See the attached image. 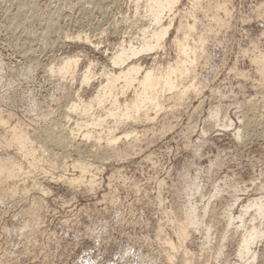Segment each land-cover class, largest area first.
I'll return each instance as SVG.
<instances>
[{"label":"rangeland","instance_id":"obj_1","mask_svg":"<svg viewBox=\"0 0 264 264\" xmlns=\"http://www.w3.org/2000/svg\"><path fill=\"white\" fill-rule=\"evenodd\" d=\"M148 1L0 0V84L9 83L8 89L0 86V115L7 119L0 138L11 124L20 125L38 147L51 118L62 126L84 123L79 110L66 121L71 94L77 89L81 99L94 96L115 49L127 39L139 42L143 27L152 26ZM194 3L178 0L164 15L171 25L162 44L138 58L151 65L173 57L176 27L194 12L191 35L205 39L206 52L196 54L193 71L181 80L193 79L197 87L183 100L165 102L157 117L149 111L153 119L127 122L139 135L133 149L95 156L93 139L76 134L69 143L46 144L65 155L57 154L50 166L28 164L15 148L0 146V156L14 153L23 165L0 183V264L264 263V211L250 209L242 225H226L242 202L264 201V79L255 61L264 51V0ZM73 56L77 64L65 71ZM89 63L94 73L80 87ZM211 107L218 108L216 117L209 115ZM243 115L252 121L248 132ZM96 143L105 144V137ZM75 159L96 166L93 184L88 175L68 184L66 176L79 173ZM190 204L197 221L179 232ZM251 223L258 235L241 250L237 240ZM165 236L179 245L168 248Z\"/></svg>","mask_w":264,"mask_h":264},{"label":"bare ground","instance_id":"obj_2","mask_svg":"<svg viewBox=\"0 0 264 264\" xmlns=\"http://www.w3.org/2000/svg\"><path fill=\"white\" fill-rule=\"evenodd\" d=\"M177 1L178 0H149L148 10L150 11L152 26L149 27L146 25L143 27L142 36L139 38V42L135 44L131 38L127 39L124 43H120L119 47L115 49L114 54L111 56V66L105 72L107 74L105 77L106 80L103 83H101L100 80V82L98 81L100 87L96 90L94 96H91L88 100L81 99V93L80 91H77V89L71 94L70 101L67 105V113H64L66 121L71 120L72 122V113L79 110L81 114L85 116L84 123L74 121V124L62 126L60 124L61 120L51 118L48 123L49 128L47 131V137L44 138L43 143L38 147L34 142L35 137L30 135L23 126L11 124V126L6 128L7 130L5 131V134L1 136L0 146L15 148L17 150L15 154L18 153L22 155L28 164L35 165L39 160H42L50 166H53V162H57L56 158L58 153L55 151L53 152V149L51 150L47 148L46 144L53 143L60 145L64 141L69 143L76 134H80L83 140L93 139L91 143V152L94 153L95 156H117L120 152H126L133 149L139 135H137L138 133L136 130L127 127V122L130 123L132 120L141 117L153 119L157 112L162 108L164 109L165 102L172 101V103H174L183 100L189 90L197 87V84L193 79L190 80V82L188 80L187 83H185L184 80H181L184 75L193 71V66L197 60L196 54H205L206 52L205 39L200 36L197 40L191 35V30L195 28L196 23V15L194 12H190L191 19L185 21L181 20L176 27V33L171 39L175 50V55H173V57L166 58L165 56L162 59L156 60L151 65L143 64L142 60L138 58L142 55L138 53L157 48L162 44L163 37L169 32L171 25V19L168 21L163 20L164 15L166 12L171 11L174 8ZM194 2L195 0H191L192 4ZM213 19L217 24H220L218 17L213 15ZM259 54L262 55L256 56L255 61L257 62V70L261 73L262 78L264 79V51ZM77 61L78 57H70L65 60L62 68L67 71L71 65L77 64ZM93 73L94 69L92 64L89 63L78 79V83L81 85L80 87L91 79ZM1 85L6 89L9 87L8 82L7 84H0V86ZM63 86L66 87L67 84L64 83ZM74 94L76 98L72 97ZM105 102H107V105ZM169 106L172 105L169 104ZM100 107L106 108L103 114H99L97 111V108ZM149 111H153L155 116H152L153 114L150 115ZM217 114V107H211L209 109V115L211 117H216ZM43 118L46 120L45 117ZM107 118H112V120L107 124H103V121ZM6 120L0 115V124H5L4 122H6ZM243 120L245 122L241 124V127L246 128V131L248 132L252 121L247 115H243ZM163 124L164 123L162 122L161 125L163 126ZM89 125H93L94 128L98 127V129L95 130L94 128H89ZM119 126H124L120 134L114 131L115 128ZM104 127L106 129H103ZM234 133L239 135L240 132L236 130ZM104 137L106 139L105 144L96 143V141L98 142L99 139ZM118 140H121V143L118 145L121 147L118 149H110V145ZM61 153L63 154L65 152L61 151ZM13 154L0 156V183H4L8 178L18 175L23 171L21 161L12 158L14 156ZM60 156L64 157L65 155L63 154ZM75 165L79 168V173L66 176V180L69 182L68 184L73 185L74 182L80 181L87 175L88 181L93 184L94 169L96 166L92 165L90 162H83L81 159H75ZM41 167L44 169L43 166ZM15 190L16 188L12 187L8 189V192L12 195ZM4 191L6 192V188ZM212 194L213 193H211V195ZM237 198L238 196L235 197L233 201ZM189 206L186 218L180 223L179 232L186 233L187 225L197 221L193 214L194 207L191 204ZM250 209L255 210L257 214L263 213L264 201L262 196L251 197L242 202L236 215H233L232 213L228 214L226 225L229 226L232 224L235 227H239L244 221L245 213ZM32 215L31 219H33ZM254 218L255 216H253V219ZM158 229L160 231L162 228L159 227ZM258 231L259 229L255 223H251L248 228H243V231L237 240V244L241 250L247 249L251 240L258 235ZM165 238V243L168 248H175L180 243L177 240H172L170 237L165 236ZM201 264L211 263L206 260Z\"/></svg>","mask_w":264,"mask_h":264}]
</instances>
